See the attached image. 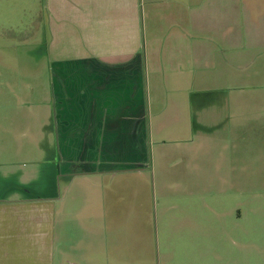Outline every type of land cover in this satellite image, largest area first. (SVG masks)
Instances as JSON below:
<instances>
[{
    "label": "crops",
    "instance_id": "0c3cea01",
    "mask_svg": "<svg viewBox=\"0 0 264 264\" xmlns=\"http://www.w3.org/2000/svg\"><path fill=\"white\" fill-rule=\"evenodd\" d=\"M66 1L65 11L51 8V14L39 19L36 27L40 49L52 56L49 90L44 97L49 116H44L43 99L40 111H35L28 101L21 103L18 95L17 104L27 109V126L31 115L39 123L37 128L48 133L43 136L40 131L39 139L33 138L38 145L54 146L58 177L79 175L94 180L87 184L98 194L88 198L78 211L76 205L70 204L64 213L68 220L74 219L75 225L81 226L76 218L89 230L102 231L103 244L107 240L103 232H108L109 226L118 235L126 207L142 205L125 200V185L129 194L135 188L143 197L157 194L158 180L150 181V190L148 177L142 175L149 166V153L152 175L174 178L181 198L204 200L206 208H211L208 202L212 199L219 209L223 208L221 212L213 209L217 215L215 225L203 224L201 228L206 232L213 229V252L217 258L237 262L230 257L232 251L239 249L247 252L249 264L251 254L257 251L260 258H256V263L264 264V234H256L254 241L251 230L242 229L241 237L235 232L253 208L235 210L234 214L232 205L222 202L223 196L228 201L236 189L231 155L232 147L238 145H233L230 136L235 110L231 98L235 96L229 85V69L237 68L241 59L234 50L236 26L221 21V29L215 32V24L221 23H216V15L210 17L213 21L204 22L202 17L214 7L203 8L204 0H149L155 6L145 19L138 15L136 0ZM160 4L165 8L160 9ZM55 50L68 55L57 56ZM243 100L239 105L248 107ZM7 103L0 106L3 114L13 107L11 101ZM258 108L263 115L264 104ZM155 137L172 142L158 143ZM167 151L171 152L169 161L159 162L161 168L157 169L155 161H162ZM197 160L216 162L210 172L216 177V184L222 181L227 186L183 191L176 177L190 178ZM128 178L130 181L125 184ZM135 178L140 179L138 184ZM58 189L56 186L55 198ZM177 189L162 191L161 187L158 191L166 198L177 195ZM35 192L25 185L6 188L0 182V264H81L56 248L48 254L38 249L30 252L26 247L28 205L36 215L43 210L38 205L44 200ZM210 213L205 215L212 216ZM225 225L229 226L228 231L223 229ZM190 243L200 250L194 240ZM85 244L95 247L86 239ZM107 255L105 246L92 253L97 264H102ZM44 256H49L47 261Z\"/></svg>",
    "mask_w": 264,
    "mask_h": 264
},
{
    "label": "rangeland",
    "instance_id": "374dc122",
    "mask_svg": "<svg viewBox=\"0 0 264 264\" xmlns=\"http://www.w3.org/2000/svg\"><path fill=\"white\" fill-rule=\"evenodd\" d=\"M48 1H51L50 4ZM136 1L138 15L141 14V19H145L155 4L149 0ZM207 5L214 7L211 13L202 17L204 22L213 21L210 17L216 15V23L223 21L229 25L234 24V50L241 54L237 68L232 66L229 69V85L232 88L230 92L235 96L231 98V106L235 110L232 112L234 120L231 121L230 136L232 142L234 141L233 145H238L232 147L231 155L236 189L228 197V201L227 196H223L222 202L232 205L234 214L235 210L245 212L246 208L250 211L253 208L250 216L239 222L242 226H237L235 232L240 236L242 229L248 232L251 230V239L256 241V234H264V114L261 115L262 109H257L259 105L264 104V0H204L203 8L207 9ZM66 7V0H0V106H4L5 102L8 105V101L13 105L12 109H9L10 112H0V182L3 181L6 188L12 184L25 185L29 191H36L34 195L38 193L44 200L38 205L43 209L40 215L32 212L31 204L28 205L29 222L28 225L25 224L28 235L26 247L30 252L38 249L48 254L51 249L56 248L62 253H69L81 264H97L92 253L95 254L104 246L108 255L102 264H248L247 252L239 249L236 252L231 250L233 258L230 259H237V262L225 261L224 257L217 258L213 252V229L206 232L201 228L203 224L215 225V211L221 212L223 208L219 209V205H215L216 200L212 199L208 202L211 209L205 207L204 200L190 201L188 198H181V192L174 185V178L162 176L160 179L158 174L152 175L149 169V153L146 159V165L149 163V166L142 170V175L148 177L150 190V181L154 183V178L158 180L157 194L143 197L142 192L136 188L129 194L125 185V200L142 205L126 207L125 220L118 235L113 233V230H116L113 226H109L108 232L103 229L107 238L103 244L100 241L102 231L89 230L87 225L76 218V223L79 222L81 226L77 227L74 219L68 220V214L64 213L70 204L76 205L78 211L88 198L92 199L96 195V191L92 192L94 187L87 184L94 180L89 177L84 179L79 175L58 177V160L54 155V146L38 145L33 138L34 136L39 139L40 131L43 136L48 133L40 127L37 128L39 123L31 115H28L27 126V109L17 104L19 96L21 103L28 101L35 111H40L43 99L44 116L48 118L49 112L44 97L49 90L47 83L51 76L52 56L40 49L36 27L39 19L46 17L49 12L51 14V8L65 11ZM159 7L164 9L165 5L160 4ZM221 27L222 23L215 24V32ZM55 51L57 56L68 55V52L60 54V50ZM40 61L41 64H38ZM10 90L15 92L14 95L9 94ZM243 98L248 107L239 105L244 101ZM154 139L158 143L172 142L167 138ZM164 155L162 161H155L156 165L169 161L171 152L167 151ZM215 163L195 161L196 166L190 178L176 177L182 190H198L218 184L226 187L227 182L224 184L220 181L216 184V177L210 172ZM160 168L159 165L157 169ZM172 168L171 166L169 170ZM74 170L78 171L77 167H74ZM138 180L140 179L135 178L137 184ZM129 181L128 178L125 184ZM56 186L59 187L58 198H55ZM129 187L132 190V182ZM161 187L162 191L177 189V195L163 198L162 191H158ZM51 195L53 196L50 197ZM62 203L67 204L66 207L62 206ZM37 219L39 221H34ZM222 227L227 231L229 229L226 225ZM85 239L87 243L95 244V247L86 246ZM191 240L195 241L194 245L200 250L194 249ZM221 242L223 244V241ZM252 254L251 263L254 264L260 256L257 251ZM48 258L49 256H44V261Z\"/></svg>",
    "mask_w": 264,
    "mask_h": 264
}]
</instances>
